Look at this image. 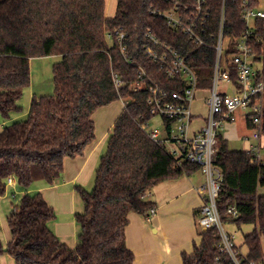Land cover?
Wrapping results in <instances>:
<instances>
[{"label": "trees", "instance_id": "obj_1", "mask_svg": "<svg viewBox=\"0 0 264 264\" xmlns=\"http://www.w3.org/2000/svg\"><path fill=\"white\" fill-rule=\"evenodd\" d=\"M117 13L106 15V0H0V116L9 119L19 112L18 104L31 85L32 58L59 55L53 66L55 91L52 96L34 97L28 118L0 131V194L13 177L23 190L39 180L54 185L63 175L66 159L84 155L96 138L94 114L101 108L125 100L127 106L116 120L107 151L96 172L92 192L78 187L84 202L76 215L80 226L75 247L62 242L50 228L55 209L41 193L25 194L9 219L11 240L7 253L16 264H133L127 250L126 231L131 213L145 219L156 208L147 194L165 181L177 180L200 171L196 164L179 165L146 128L151 114L150 87L134 91L143 69L162 91L186 87L182 79H169L160 63L146 55L147 47L160 53L165 46L177 51L196 72L198 88L209 89L217 60L214 45L225 16V37L243 36V2L257 7L260 0H207L210 9L207 46L170 26L154 11L167 12L176 4L166 0H117ZM193 7L194 0H177ZM259 36L264 22L259 21ZM125 33L127 59L115 33ZM113 34L109 39L108 35ZM149 34L156 37L157 46ZM257 38L253 37L252 42ZM262 62L257 79L264 77L262 44L254 48ZM236 53L231 47L228 54ZM114 75L122 85L117 89ZM236 82L237 74L232 73ZM251 127V115H247ZM217 166L223 173L217 206L224 222L238 227L252 225L244 237L247 253L235 246L238 264L264 263V161L252 151H234L219 137ZM234 207L238 218L228 216ZM202 243L184 264H237L222 250L217 227L201 231Z\"/></svg>", "mask_w": 264, "mask_h": 264}, {"label": "built area", "instance_id": "obj_2", "mask_svg": "<svg viewBox=\"0 0 264 264\" xmlns=\"http://www.w3.org/2000/svg\"><path fill=\"white\" fill-rule=\"evenodd\" d=\"M166 1L176 4V8L167 12L154 11V13L165 18L170 26L182 31L194 40L198 48L207 46L204 38V35L208 33L206 26L209 24L210 18L207 0H194L193 7H183L177 0ZM242 10L246 29L240 38L225 37L226 19L223 16L217 41L214 45L217 60L212 76V86L209 89L198 88L196 72L187 64L184 57L166 46L164 53H160L154 47H147L146 55L152 61L160 63L161 69L164 70L169 79L180 78L186 87L172 93L162 91L143 69L139 75L140 81L133 85L135 92L150 87V112L153 116L158 115L162 118L163 130L148 129L150 137L155 142L164 145L168 152L178 160L179 165L183 162L196 164L200 167V171L206 175L207 183L202 188L203 194H205L204 204L198 213L201 231L206 232L217 227L222 237V250L229 254L237 264L236 244L232 239L233 237L226 232L223 218L217 206V199L222 191L223 173L216 161L219 137L222 136L219 130L226 122L235 119V111L239 108L249 109L247 115H251V127H249L248 121L247 125L253 133L251 138L245 137V141L248 143L251 140L258 142L257 146L248 151L255 154L257 161H264V145H261V139L264 137V77L257 79V71L262 68V62L256 60L254 52L257 43L262 44L264 51V27L263 34L259 36L257 33L259 30L257 23L259 21L264 22V0H260L257 7L244 1ZM115 36L127 59V47L123 44L126 37L125 33L116 32ZM149 36L155 45L162 46L155 36L151 34ZM113 37V34L108 35L109 39ZM253 37L257 38L256 42H252ZM226 40L228 41L227 45H225ZM231 47L236 50V53L228 54ZM224 54L226 56L225 64H223ZM233 71L237 74L236 82L232 78ZM114 82L117 89L122 85L121 79L117 75H114ZM220 82L230 84L234 88L232 93L229 91L220 92L218 90ZM200 91L207 92L208 114L203 125L192 132V126L196 119L193 103ZM122 101L126 107L128 101ZM148 126L149 124H147ZM12 182L13 177L8 178V184H12ZM156 211V208L150 211L147 217L148 221L151 220ZM228 216L238 218L239 212L231 207L228 209Z\"/></svg>", "mask_w": 264, "mask_h": 264}, {"label": "crops", "instance_id": "obj_3", "mask_svg": "<svg viewBox=\"0 0 264 264\" xmlns=\"http://www.w3.org/2000/svg\"><path fill=\"white\" fill-rule=\"evenodd\" d=\"M197 101L198 98L193 103L196 119L192 132L203 125L206 117L195 112L194 104ZM124 109L125 103L116 101L94 114L95 140L87 146L84 155L66 159L63 175L54 185L39 180L28 190H21L22 196L41 193L55 211L59 213L63 210L70 215L69 218L54 220L50 224L52 231L67 245H72L70 241L73 244H78L79 241V225L71 216L81 200L77 188L92 190L96 172L107 151L110 134ZM246 143L250 149L255 147ZM263 144L262 138L261 145ZM199 172L156 186L147 199L154 202L157 209L150 221L137 213H131L126 244L127 250L134 256L133 264H184V256H192L196 247L201 245L197 217L204 204L205 194L202 188L206 184ZM12 184L17 185L15 178ZM231 235L234 237L232 232Z\"/></svg>", "mask_w": 264, "mask_h": 264}, {"label": "rangeland", "instance_id": "obj_4", "mask_svg": "<svg viewBox=\"0 0 264 264\" xmlns=\"http://www.w3.org/2000/svg\"><path fill=\"white\" fill-rule=\"evenodd\" d=\"M117 0H106V15L108 17H114L117 13ZM228 41H225V45H227ZM61 60V56L54 55L48 57H41V58H32L30 61L31 67V85L24 91L23 96L19 100L18 104L22 107L19 112H15L11 114L9 119H4L0 116V131L4 129V127L11 125L15 122L24 121L28 118L30 106L32 99L34 97H42V96H52L55 91L54 85V73H53V66ZM226 62V56H223V64ZM257 66V65H256ZM233 87L230 84H226L224 82H220L218 84V90L222 91H229L232 93ZM208 95L206 92L200 91L197 94L198 101L194 104L195 112L199 113L201 117H205L208 114V107L206 105V97ZM120 104L122 101L119 100ZM124 103V102H123ZM250 110L249 109H242L239 108L235 111L234 120L231 122H226L225 125L220 128V134L224 136L228 140V147L230 150L234 151H248L251 150L250 146L245 142V137L252 136V129H250L247 125L246 116ZM11 119V120H10ZM149 126L147 129L151 130L152 128H157L159 130H163L162 127V118L161 116H154L153 119L148 123ZM111 135V134H110ZM252 146H257L258 142L251 140ZM264 143V137H263ZM264 145V144H263ZM248 148V149H247ZM264 152V150H263ZM202 176L203 181L205 184L207 183L206 175L200 171L199 172ZM95 185V184H94ZM94 188V186H93ZM92 188V190H93ZM22 189L18 185L8 184L6 188V192L4 194H0V242L7 249L10 240H11V231L9 227V219L12 216L14 210L19 206L21 198H22ZM85 190H87L85 188ZM92 190L88 192H92ZM207 191V190H206ZM260 193H264L263 189L259 190ZM151 194H147L146 198L149 199ZM81 198V197H80ZM76 211L72 213V218L75 219L77 222L76 215L78 213H82L84 211L85 205L84 202L79 200L77 204ZM57 212V211H56ZM154 216V215H153ZM70 215L63 210L57 212V219H65L69 218ZM57 222V221H55ZM78 224V223H76ZM197 227L199 233L201 232L200 224L198 222L197 217ZM224 227L227 233L231 235L233 233L234 237L232 238L237 247L240 248V252L242 254L247 253V247L244 245V237L246 234L250 233L253 230L252 225H242L238 227L230 222H224ZM80 231V226L78 227ZM80 234V232H79ZM232 236V235H231ZM79 240V237H78ZM70 247H75L77 244H73ZM0 264H16L13 257L4 253L0 255Z\"/></svg>", "mask_w": 264, "mask_h": 264}]
</instances>
